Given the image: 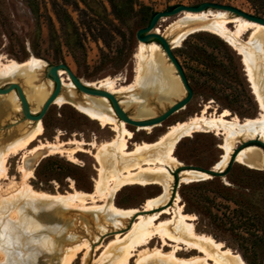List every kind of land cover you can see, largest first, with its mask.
Here are the masks:
<instances>
[{
  "label": "rangeland",
  "instance_id": "rangeland-1",
  "mask_svg": "<svg viewBox=\"0 0 264 264\" xmlns=\"http://www.w3.org/2000/svg\"><path fill=\"white\" fill-rule=\"evenodd\" d=\"M135 2L136 9L144 5L155 12L167 10L171 6H194L203 2H214L230 5L256 15L255 10L246 0H135ZM59 7H63L71 16L80 34L83 48L75 51L76 60L64 44V33L55 16V9ZM90 8L93 10L92 13L77 0H0V63H7L11 60L24 63L32 58L39 60L44 66L64 63L81 82L90 87L100 84L105 79L115 80L117 86L129 85L135 77V54L140 44L135 38V33L144 27L141 23L142 16L137 15L121 24L113 16L106 0H93L90 2ZM183 17L184 14H180L159 21L157 31L161 34L167 32V35L172 34L170 40H173L183 29L185 23ZM52 28L56 36L51 35ZM229 28L232 29L233 25H229ZM53 39L56 40V44ZM241 39L248 41L249 33L242 35ZM257 39L262 51L260 59L257 60V80L264 88V37ZM194 47L202 48L211 55L208 67L189 57L188 53ZM173 53L193 89V98L184 109L169 117L159 126L141 129L124 124L132 136L128 140L127 151H131L137 144L156 143L170 127L200 115L205 107H208V116L220 115L223 110H227L241 121L257 118L260 114L258 103L248 82L242 57L223 39L210 32L195 33L181 41L178 46H174ZM147 66L149 67L150 64ZM147 66L143 82L136 90L158 91L165 97L164 100L169 97L176 101L184 89L161 50L158 55V70H153L152 66L147 68ZM64 77L66 78L65 74ZM20 80L26 91L31 90L29 96L33 106L35 101L45 99L50 91L51 82L43 72L39 83H37L38 79L32 82L29 74L22 75ZM68 83H70L69 80ZM99 89L105 90V88ZM120 102L126 107L128 104L134 106L126 109L127 114L134 119L150 117L147 116L151 111L149 108L154 106L153 104L143 105L141 98L136 95H132L127 101L121 99ZM171 103L168 102L166 107ZM15 108L19 109V107ZM161 111V107H156L153 115ZM102 112L111 115L106 111ZM40 123L43 130L37 141L7 160V177L0 179V207L15 200L29 199L24 192L26 186L36 192L52 196H66L74 194L75 191L83 194L94 192L100 166L94 158L97 149H93L91 145L98 147L101 144L110 143L115 139V133L110 127L102 128L97 121L65 104L51 105ZM31 127L18 128L6 140L0 139V152L15 140L24 138ZM239 142L233 148L232 153L239 146ZM41 143H62L65 149L80 147L83 151L76 152L73 161L69 160L66 154L49 153L48 150L30 152ZM222 145L223 137L213 131L193 133L177 143L173 152L177 164L169 169L173 178L165 206H159L150 212H143L147 200L155 199L163 193L158 185H131L115 193L112 198L114 205L133 214L129 218L122 219V224L117 226L106 223L102 218L100 221L95 220L101 235L113 234L104 238L101 244L96 245L92 251L94 256L90 264H110L113 259L110 256L106 257L104 263H101V255L104 252L114 256L120 255L116 248L108 249L107 246L116 238L122 239L125 236L131 225L136 222V218L131 221L132 223L129 222L130 219L137 215L160 213L165 208L172 207L177 201L183 213L194 218L191 223L196 233L208 236L216 243H221L222 249L238 255L245 264H264L263 166L256 169L234 162L229 169L225 167L220 171L226 173L224 176L189 183H180L179 179H175V170L180 166L197 171L214 168L224 153ZM253 147L259 148L264 155L263 149L258 146ZM23 176L30 177L23 180ZM21 185L24 189H20ZM97 204L100 205V203ZM9 218L17 222V211L12 210ZM170 218L169 214H163L160 221ZM24 223L28 231L39 228V224L34 220ZM79 223L75 230L78 234L83 232L86 225L83 223L79 226ZM89 227L93 229L94 223L91 222ZM125 228L127 230L122 232ZM0 229L7 233L9 239L11 236L20 238L16 227L6 220L1 221ZM5 232L2 233L6 234ZM34 241L41 249L47 250L51 246L49 237H39ZM84 244H89L92 249V243L83 236L82 241L65 249L60 264L65 257L75 252L77 248L83 247ZM161 245L160 240L154 239L147 247L139 248L129 264H136L139 255L159 248ZM91 249L87 257L84 256L85 252L78 253L72 264H88ZM170 250V247L165 248L166 252ZM194 256H201V254L196 251L188 253L185 248L178 254V258L181 259H190ZM6 262L7 256L0 247V264ZM147 264L161 263L153 261Z\"/></svg>",
  "mask_w": 264,
  "mask_h": 264
},
{
  "label": "bare ground",
  "instance_id": "bare-ground-1",
  "mask_svg": "<svg viewBox=\"0 0 264 264\" xmlns=\"http://www.w3.org/2000/svg\"><path fill=\"white\" fill-rule=\"evenodd\" d=\"M185 20H191V22H185ZM183 21L185 22L183 28L190 27L192 22L203 23L204 30L220 37L238 52L242 57L248 82L259 106V116L254 119L241 121L238 117L232 116L227 110H223L220 115L208 116V107H205L200 115L170 127L156 143L137 144L131 151H127L128 140L132 136L126 130L124 122H119L112 115L104 112L77 106L80 112L97 121L102 128L110 127L111 131L116 135L115 139L110 143L101 144L98 147L94 144L91 145L93 149H97L94 158L100 166L98 179L95 180L94 192L92 194H83L75 191V193L73 192L74 194L66 196H52L43 192H36L26 185L24 189L22 184L20 189L25 190L23 191L29 199H53L61 202L68 209L81 211L97 210L100 213L96 216V220L100 221L102 218L106 223L113 226L121 225L122 219L131 217L133 213L117 208L112 202V198L115 193L126 186H160L163 193L155 199L147 200L143 212H150L159 206H165L173 178L169 169L177 164L173 152L175 146L182 138L189 137L193 133L207 131H213L217 135L222 136L223 145L221 148L224 153L214 168L224 167L230 158L233 148L240 140L259 139L262 141L264 139V88L260 86L261 84L257 80V60L260 59V52H262L257 38L264 37V27L239 17H230L227 13L221 11L184 13ZM229 25H233V28L230 29ZM180 33L173 38V46L180 44ZM245 33H249V39L246 43H241L240 40L242 41V35ZM159 52L160 48L155 43L148 45L140 43L135 54L136 68L132 83L127 86H117L115 80L105 79L98 85H92V87L105 88L106 91L113 94L126 93L140 88L147 71L145 67L150 64L153 70H158ZM41 66L43 65L40 61L34 58L24 63H17L13 60L7 63L1 62L0 79L6 76L9 77L16 70L29 68L32 69L29 73V78L33 82L38 79ZM149 67L147 66V68ZM64 74L63 71H59L63 86L72 88L71 83H68ZM11 79L13 80L14 78ZM69 94L74 95L72 89H69V92L62 89L54 104H64ZM100 100L105 101V99ZM148 128L144 127L143 129ZM42 130V125L38 122L31 127L24 138L15 140L4 151L0 152V179L7 177V160L11 156H16L23 152L33 142L37 141L42 134ZM39 150H48L49 153L54 154H66L71 161H73V156L76 152L83 151L80 147L70 150L65 149L62 143H41L30 152ZM235 162L249 168L260 169L264 164V155L259 148L249 146L236 154ZM29 177L23 176V180ZM202 178L203 175L200 172L192 170L183 171L179 175L180 183H189ZM97 203H100V205ZM163 214H169L171 218L160 221V217ZM193 220L192 216L183 213L178 201L172 207L165 208L160 213L146 216L137 215L136 222L131 225L125 236L122 239L116 238L107 246L108 249L116 248L120 255L114 256L104 252L101 255V263H104L106 257L110 256L113 258L110 264H129L130 259L135 256L139 248L147 247L154 239H158L162 245L159 248L139 255L136 264H147L153 261L161 264H245L238 255H233L229 250L222 249L221 243H216L212 238L196 233L194 225L191 223ZM166 247H170L171 250L166 252ZM183 248L188 253L196 251L201 256H194L190 259L178 258V254ZM90 249L89 244H84L83 247L77 248L75 252L65 257L62 264H72L76 255L80 252H85L84 256L87 257Z\"/></svg>",
  "mask_w": 264,
  "mask_h": 264
},
{
  "label": "water",
  "instance_id": "water-1",
  "mask_svg": "<svg viewBox=\"0 0 264 264\" xmlns=\"http://www.w3.org/2000/svg\"><path fill=\"white\" fill-rule=\"evenodd\" d=\"M207 11L225 12L230 17H239L264 27V17L262 16L244 12L230 5L203 2L194 6L177 5L171 9L156 12L151 17L148 25L140 28L135 33L137 42L145 45L151 43L158 45L164 58L166 59V62L174 69V73H176V76L184 89V92H182V95L177 98L176 101H173V99L169 97L164 100L165 97L158 91L153 92L150 90L140 89L134 90L133 92L113 94L103 89L93 88L81 82V80L73 74L66 64L58 63L56 65H43L39 69L37 83L40 82L39 78L43 72L44 76L51 82V86H49L50 91L46 98L39 102L35 101V105L33 106L30 103L31 97L29 96L31 94V90H29L30 92L26 91L23 82L20 80L22 75L29 74L32 69L22 68L12 72L9 77L6 76L5 78L0 79V139L6 140L8 136L18 128H29L32 125H36L38 122H41L49 107L54 105L55 100L60 95L62 89L66 92H69V89H72L74 95L69 94L64 104L72 106L76 110H78L77 106H79L80 108H91L100 112L106 111L117 121L124 122L125 124L135 128L156 127L161 125L169 117L184 109L192 100L194 93L189 85L182 66L173 53L174 46L172 45V40H170L172 34L167 35L168 32L161 34L157 31L156 27L159 21L170 17H175L180 14L183 15L184 13L194 14L204 13ZM181 21L182 20H180V22ZM185 22H191V20H185ZM203 26V23H190V27H184L182 29L180 33V40L183 41L188 36L195 33L208 32L204 30ZM240 42L246 43L247 41L240 40ZM59 71H63L65 73L66 78L72 85V88L63 86L61 78L59 77ZM11 78L15 79L12 80ZM44 85L48 86L49 84ZM132 95H136L141 98V103L143 105H154L153 107L149 106L151 111L147 116L150 117L134 119L127 114L126 109L134 106L128 104L126 107L120 102V100L124 99L127 101L130 97H132ZM99 99H105L106 102H99L101 101ZM168 102L172 103L166 107ZM15 107H19V109L16 110ZM156 107H161L162 111L159 114L153 115L155 114ZM1 109L3 110L1 111ZM32 109L34 110L33 112ZM249 146H258L264 150V142L259 139L240 141L239 146L231 154L224 167L199 170L198 172L203 175V178L200 180H208L218 176H224L226 173L220 171L225 167L229 169L235 162L236 154ZM186 168L187 167L184 166L178 167L175 170V179H179V172L181 173L183 171L191 170ZM12 210H16L18 213L17 222H14L9 218V214ZM99 213L100 212L97 210L81 211L68 209L61 204V202L53 199H20L3 204L2 207H0V228L1 221L6 220L11 223L12 226L16 227L20 236V238L11 236L10 240L7 233L0 229V231L6 233L4 234L0 232V247H2L7 256V262L5 264H60V260L65 249L82 241L83 236H85L92 243V249L94 251L96 245L101 244L104 238L113 234H100L99 227L95 221L96 216ZM135 218L136 217L130 219L129 222ZM29 220L37 222L39 224V228L34 231L26 230V223L24 222ZM78 222H80L79 226L83 223L86 224L85 229L80 234L75 231L77 229L76 225ZM91 222L94 223L93 229L89 227ZM127 228H125L122 232H125ZM95 232H97V235H95ZM43 236L49 237L51 240V246L47 250L39 248L37 243L34 241ZM92 256H94V252H91L88 264H90Z\"/></svg>",
  "mask_w": 264,
  "mask_h": 264
},
{
  "label": "trees",
  "instance_id": "trees-1",
  "mask_svg": "<svg viewBox=\"0 0 264 264\" xmlns=\"http://www.w3.org/2000/svg\"><path fill=\"white\" fill-rule=\"evenodd\" d=\"M77 1L92 13L93 10L90 8V2L93 0ZM246 1L253 7L256 15L264 16V0ZM106 2L110 7L115 19L118 20L121 24H124L137 15H141V23L145 27L148 25L151 17L156 13L152 8L144 5H141L138 9H136L137 4L135 0H106ZM172 7L174 6H171L168 9H171ZM55 16L64 33V44L71 51L73 58L76 60L75 51H79L83 48L79 31L73 19L63 9V7L55 9ZM52 33L51 35L56 36V32L53 28ZM122 35L123 34H121V37H123ZM53 41H55V44L57 43L56 40L53 39ZM188 55L191 59L198 61L206 67H208V64L211 62V55L207 54L206 51L202 48L194 47L193 50L188 53ZM230 200H232V198Z\"/></svg>",
  "mask_w": 264,
  "mask_h": 264
}]
</instances>
